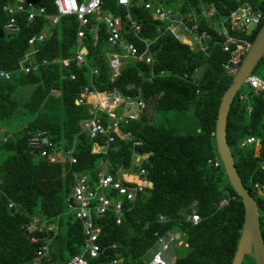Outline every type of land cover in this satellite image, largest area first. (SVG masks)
<instances>
[{"label":"trees","instance_id":"obj_1","mask_svg":"<svg viewBox=\"0 0 264 264\" xmlns=\"http://www.w3.org/2000/svg\"><path fill=\"white\" fill-rule=\"evenodd\" d=\"M29 1L43 7L44 16L31 22L18 16V30L5 33L0 39V71L9 74L8 80L0 79V127L15 116L24 119L19 128L5 132L10 134L5 142L0 134V264H29L34 251L45 241H49L45 264H65L78 255L83 246L81 225L67 210L72 173L94 183L101 171L125 173L131 168L134 153L146 157L132 172L143 169L152 186L133 202H123L119 224H115L111 211L93 216L94 224L100 228L97 243L101 252L87 264H110L113 259L117 264H143L155 242L154 234L174 230L186 245L174 248V264H230L241 230L243 208L221 164L213 168L207 160L217 158L214 121L221 95L230 84L231 76L224 65L231 58L234 45H229V52H223L224 37L215 28L219 17L242 5L264 16V0H165V10L176 12L182 24L196 35L204 34L197 51L166 31L168 22L156 21L152 11L143 8V0H130L134 4L127 7L119 6L115 0H104L102 13L120 18L121 39L132 43L137 54L146 51L151 59L150 64L121 59L119 75L112 82L105 55H125L124 51L118 45H109L103 24L88 17L80 41L86 54L83 63L77 64L73 60L78 30L74 15L60 17L57 24L49 27L47 36L33 44L38 69L19 73L16 65L29 49L27 40L48 26L46 16L55 14L53 0ZM11 3L12 0H0V29L8 20L2 7ZM208 9L214 10L209 20L201 16V11ZM126 15L138 31L129 26ZM260 25L248 36L239 31L228 33L251 43ZM94 26L95 39L91 31ZM62 59H69L65 68L59 62L51 63ZM41 61L46 64L40 65ZM257 68L264 78V54L252 74ZM69 75H73L72 80ZM84 87L97 91L114 87L122 95L139 96L151 107L152 114L189 112L193 129L191 133L179 134L167 125L153 123L143 114L139 120L120 127L122 133H128L127 139L114 137L104 153L93 154L92 143L102 144V139H89L80 130L79 123L90 118L89 106L74 104ZM25 89L28 92L19 103L17 95ZM37 132L45 133L55 147L66 150L73 146L76 163L70 167L47 164L28 150L26 140ZM247 137L259 140L257 156L253 144L240 147ZM225 138L242 186L260 209L261 203L251 186L254 182L264 184V101L246 84L229 106ZM132 142L139 145L132 146ZM221 199L227 202L219 208ZM191 209L199 216L194 225L185 221ZM159 216L165 221L159 222ZM34 220L55 225L56 230L35 232L38 241L30 243L26 229ZM259 231L264 246L261 215ZM111 245L115 247L111 249ZM244 258L253 264L251 258Z\"/></svg>","mask_w":264,"mask_h":264},{"label":"built area","instance_id":"obj_2","mask_svg":"<svg viewBox=\"0 0 264 264\" xmlns=\"http://www.w3.org/2000/svg\"><path fill=\"white\" fill-rule=\"evenodd\" d=\"M104 0H82L78 3L76 0H53L52 4L55 9V14L46 16L48 26L44 27L38 35L33 36L27 40L29 49L17 62V71L22 74L33 73L38 69L39 64L34 61L35 50L33 44L41 42L48 34L50 26L57 24L60 17L74 15L78 24L76 31L77 48L73 55V60L77 64L83 63V58L86 50L80 45V41L84 36L83 29L88 25V17H92L97 23H102L106 30V42L113 46L118 45L125 55L106 54L107 64L110 72L109 81L112 82L118 77L119 71L122 67L121 59L130 58L132 60L143 61L145 64H150V56L146 55V51L137 54V51L132 43L125 42L121 39L120 32L122 29L119 17L111 14H104L101 11V6ZM119 6L127 7L134 4L130 0H115ZM165 0H143L141 2L145 10H151L156 21L167 23L165 30L168 31L176 40L182 43L171 24L174 22L168 21L167 14L169 10L163 8ZM2 11L8 17L6 24L3 27V32L9 34L18 30L17 17L24 16L26 21L31 22L37 17L44 16L45 10L43 7L34 5L29 0H12L11 4L4 5ZM201 16L207 20L214 16V10H202ZM264 16L260 13L251 12L247 5H242L239 9L230 12L226 16L219 17L217 20V27L219 33L224 37L222 43V51L229 52V45H234V49L230 51L231 58L224 65L226 72L232 76L238 68V65L248 50L250 42L246 39H239L234 35L228 33L229 31H239L248 36L252 30L257 28L262 23ZM125 19L128 22L129 17L126 15ZM129 26L133 27L134 31H138V27L133 22H128ZM176 24V23H174ZM228 27V28H227ZM183 28L188 34H194L191 30L183 25ZM215 28V29H216ZM91 31L94 34L97 32V27L94 26ZM180 31V30H179ZM182 32V31H180ZM198 38L199 49H201L204 34ZM186 37V36H185ZM187 38V37H186ZM186 45L192 46L190 41H186ZM193 47V46H192ZM59 62L64 68L69 64V59L51 60V63ZM46 64L41 61L40 65ZM96 71L93 70L92 74ZM161 74V73H160ZM0 79L8 80L9 74L0 71ZM69 79H73V75H69ZM246 86L253 94L259 95L264 101V80L259 79L252 73L245 81ZM242 96H239L241 99ZM75 105H88V113L90 118L79 123V128L84 132L89 139H102V144L93 142L90 152L93 154L104 153L107 145L114 140V137L119 139H127L128 133H122L120 127L126 125L130 121L139 120L145 114L147 106L146 103L139 98V96L122 95L116 88H111L107 91H97L93 88L84 87L77 99L74 101ZM0 134H2V142L10 138V134L5 133L0 127ZM254 145V149L259 148V140L253 137H247L241 141L240 147ZM26 148L31 152H35L39 158L44 160L47 164H67L68 167L76 163L73 157V146L70 149H63L61 146L55 147L52 142L43 132L32 134L26 140ZM138 142H132V146H138ZM146 155L140 153L132 154V162L137 163V167L145 159ZM213 168H218L220 162L217 158L207 160ZM134 166L131 163L125 173L117 171L110 174L101 171L94 183H89L87 178L82 175L72 173L73 186L72 191L67 198V210L73 214L74 219L78 220L81 225L83 235L82 251L67 260L65 264H87L91 259H94L100 252V247L97 243L100 228L93 222V216L99 217L106 212L111 211L115 216V224H119L122 216L123 202H133L138 194L144 192L148 188V179L146 172L138 168L137 172H132ZM263 169V165L260 166ZM252 192L261 203V208L258 213L264 216V184L254 182L251 186ZM226 199H221L218 202V207L221 208L226 204ZM11 204L7 205V209ZM159 222H164L163 216L158 217ZM185 221L191 224H196L199 221V216L193 209L185 216ZM55 231L56 226H47L43 222L33 221L26 229L29 235V242L36 243L38 237L35 232L40 230ZM179 233L174 230L162 235L154 234L155 242L147 252L143 264H174L175 255L174 248L186 247L179 237ZM49 241L43 242L35 251L33 258L29 264H45V257L48 254ZM115 246L111 245L113 249ZM87 255V260L82 257V254ZM110 264H117L115 259L111 260Z\"/></svg>","mask_w":264,"mask_h":264},{"label":"water","instance_id":"obj_3","mask_svg":"<svg viewBox=\"0 0 264 264\" xmlns=\"http://www.w3.org/2000/svg\"><path fill=\"white\" fill-rule=\"evenodd\" d=\"M167 14L168 21L177 24L178 29L188 38L193 46V50H199L198 38L194 34H188L183 28L179 15L174 11ZM5 32L0 29V39L5 36ZM264 54V18L251 42L248 50L242 57L237 70L231 76L230 84L221 95L214 121V148L218 161L221 164L223 173L229 186L236 196L240 199L243 208V220L239 238L230 264H241L243 258L248 256L254 264H264V246L259 231V213L255 201L251 198L245 188L242 186L240 178L237 175L233 164L230 150L225 138L226 116L229 106L238 90L245 84L247 77ZM113 175V174H112ZM152 180H148V188H151ZM48 256V254H46ZM87 260V255L82 254Z\"/></svg>","mask_w":264,"mask_h":264},{"label":"rangeland","instance_id":"obj_4","mask_svg":"<svg viewBox=\"0 0 264 264\" xmlns=\"http://www.w3.org/2000/svg\"><path fill=\"white\" fill-rule=\"evenodd\" d=\"M172 28L175 30L176 35L181 38L183 44L186 41H189L188 38L185 37V35L179 31L177 24H171ZM217 31H219L218 28H216ZM253 75L258 77L259 79H264L263 78V73L260 70V68L255 69L253 72ZM19 90V89H18ZM18 92V91H17ZM28 92V89H25L21 94L17 95V99L20 102H22ZM145 115L147 116L148 119L152 120L153 123L155 124H161V125H167L174 129L177 133L179 134H186V133H191L193 129V119L192 116L189 112L185 113H180V114H174L171 112L167 113H155L152 114L151 107L147 105V109L145 112ZM24 123V119L19 118L18 116H15L11 120L4 122L3 125V131H13L19 128L22 124ZM257 154V148L254 149V155ZM138 160L136 162H132L133 166H137ZM101 170H104V168H101ZM183 247V246H182ZM180 253V252H179ZM243 264H252V261L244 258ZM254 264V263H253Z\"/></svg>","mask_w":264,"mask_h":264}]
</instances>
